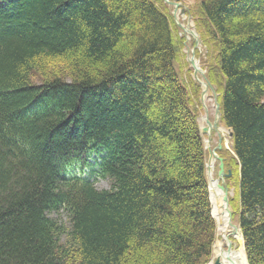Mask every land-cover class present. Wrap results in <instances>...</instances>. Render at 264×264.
<instances>
[{
  "label": "trees",
  "instance_id": "1",
  "mask_svg": "<svg viewBox=\"0 0 264 264\" xmlns=\"http://www.w3.org/2000/svg\"><path fill=\"white\" fill-rule=\"evenodd\" d=\"M171 10L0 0V264L208 261L200 85L175 68ZM189 13L231 133L228 203L247 263L264 264V0H197Z\"/></svg>",
  "mask_w": 264,
  "mask_h": 264
},
{
  "label": "rangeland",
  "instance_id": "2",
  "mask_svg": "<svg viewBox=\"0 0 264 264\" xmlns=\"http://www.w3.org/2000/svg\"><path fill=\"white\" fill-rule=\"evenodd\" d=\"M173 1L177 3L176 8H174L173 5L168 4L166 1L164 2H166L169 6H171L172 8L171 14L173 16V21L176 24V27L178 28L177 34L178 36H181L183 38L179 58L174 63V65L178 73L184 78L185 81H188L190 77L194 83L200 85L199 106L197 110L198 119H199L198 122L203 135L204 145H206L207 147L206 158H205L207 163L206 178L207 181L210 183L214 196L213 197L214 205H212L213 208L212 214L216 222L215 238L217 240L215 239L216 240L215 243L221 242L222 248L227 249L229 255L231 256V253L235 248L239 249L242 247L241 245L238 244L237 242L238 238L235 236V232L238 231L237 217L232 213L233 210L229 205V203H227V205L225 206V202L222 200L223 195L220 193L219 189L213 187L211 182L212 180H217L219 185L223 186L222 189L224 193L226 190L228 201L229 198L235 196V189H234L235 186H232L231 183L230 185L226 184L224 175L223 177L220 178L218 177L219 158H221L222 160V157L220 156L222 152H220L219 149L225 147V143L227 142L229 143L228 141L229 138L226 130L227 128L220 120L219 113H215L216 103H218L217 102L218 93L216 92V88L209 82L207 76L208 68L212 66L213 62H212V58H210V52L209 55H207L206 53L207 52L206 46L202 42L198 29L196 28L193 18L189 13V9L194 7L197 0H173ZM176 21L182 24V26H179L176 23ZM189 30L191 31L187 33V31ZM196 40L198 41L197 44L195 43ZM211 57H214L213 53ZM191 59L192 60L195 59L194 65L190 64L189 61ZM194 69H196L197 77L195 76ZM198 80H200L201 84L198 82ZM206 82L208 83V85L206 84ZM213 124H215L217 128L213 127L212 126ZM203 127L207 128V133L205 131H202ZM219 128H222V130ZM214 149L216 152V156H214L213 154ZM226 185L230 187H227ZM95 186L97 188H108L109 181L106 178H98L97 180H95ZM230 214H231V220H229ZM215 243L213 242L212 254L205 264H213V261L216 259L214 255Z\"/></svg>",
  "mask_w": 264,
  "mask_h": 264
},
{
  "label": "bare ground",
  "instance_id": "3",
  "mask_svg": "<svg viewBox=\"0 0 264 264\" xmlns=\"http://www.w3.org/2000/svg\"><path fill=\"white\" fill-rule=\"evenodd\" d=\"M184 31H185V29H184ZM191 30H189V31H187V33H189ZM192 34V33H191ZM197 40L195 41V43L197 44ZM194 58V57H193ZM195 60V59H194ZM194 60H190L192 63H193V65H194ZM194 71H195V76H196V74H197V72H196V69H194ZM197 77V76H196ZM198 82L200 83V80H198ZM201 84V83H200ZM206 84L208 85V83L206 82ZM203 118H205V117H203ZM214 125V124H213ZM212 125V126H213ZM219 129H221L222 130V128H219ZM209 177V176H208ZM212 182V185H213V187L214 188H217V189H219V191H220V193L222 194V195H224L225 193H224V191H223V189H222V187L219 185V183H218V181L217 180H212L211 181ZM227 205V203H225V206ZM237 232V233H236ZM235 232V236L238 238V239H240V232H239V229H238V231H236ZM217 240V239H216ZM216 240L214 241V243L216 242ZM240 245V244H239ZM214 255H215V257H216V259L215 260H218L219 262H220V264H247V259H246V256H245V252H244V250H243V248L241 247V248H239V249H234L233 251H232V253H231V256L229 255V252H228V250L227 249H224V248H222V246H221V242H217V243H215V247H214ZM214 260V261H215ZM213 261V262H214Z\"/></svg>",
  "mask_w": 264,
  "mask_h": 264
},
{
  "label": "water",
  "instance_id": "4",
  "mask_svg": "<svg viewBox=\"0 0 264 264\" xmlns=\"http://www.w3.org/2000/svg\"><path fill=\"white\" fill-rule=\"evenodd\" d=\"M166 1L168 4H171V5H174V8L177 7V3L176 2H171V1H168V0H164ZM176 10V9H175ZM175 10H174V13H175ZM179 26H182L180 23H177ZM191 65H193V63L191 61H189ZM218 108H219V104L216 103V112H218ZM209 127V126H208ZM213 127L217 128L216 125L214 124ZM202 131H205L207 133V128L206 127H203L202 128ZM230 136H231V133H230ZM223 164H222V160L219 158V170H218V177H223ZM218 179V178H217ZM221 187H223L221 185ZM209 200H210V196H209ZM222 200L225 202V203H228V196H227V192L225 190V194L223 195V198ZM212 214V213H211ZM229 220H231V214L229 215ZM239 229V232H240V228ZM238 244H240L244 250V243H243V237L240 233V239L237 240ZM213 264H220V262L218 260H215L213 262ZM248 264V263H247Z\"/></svg>",
  "mask_w": 264,
  "mask_h": 264
}]
</instances>
